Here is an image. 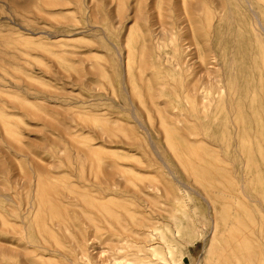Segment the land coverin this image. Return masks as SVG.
I'll use <instances>...</instances> for the list:
<instances>
[{
    "label": "rangeland",
    "instance_id": "rangeland-1",
    "mask_svg": "<svg viewBox=\"0 0 264 264\" xmlns=\"http://www.w3.org/2000/svg\"><path fill=\"white\" fill-rule=\"evenodd\" d=\"M207 68L230 70L233 89L264 79V0H0V264H115L112 231L88 203L93 186L116 194L111 209L140 214L134 192L153 182L166 202L157 201L158 253L170 249L169 264L218 257L232 242L235 206L212 209L191 154L203 147L233 180L244 167L236 114L250 117L252 99L223 89L206 116L184 93L196 85L213 96L197 79ZM32 170L78 191L64 192L58 217L32 192L25 226L10 189ZM85 244L95 250L83 254Z\"/></svg>",
    "mask_w": 264,
    "mask_h": 264
},
{
    "label": "bare ground",
    "instance_id": "bare-ground-1",
    "mask_svg": "<svg viewBox=\"0 0 264 264\" xmlns=\"http://www.w3.org/2000/svg\"><path fill=\"white\" fill-rule=\"evenodd\" d=\"M186 18L185 12L182 14V23H187ZM172 25L174 28L177 26L176 23ZM161 29L166 30L167 28L162 26ZM185 63V59L180 62V64ZM229 73L230 70L220 74L217 70L207 68L206 76L197 77L204 82V85L210 84L211 92H213L212 97L205 94L206 89L203 87V91L200 92L201 87L197 88L196 85L193 86L192 90H185L184 93V99H191L190 95L194 93L193 100H201V108L206 116L209 105L220 98L223 89L228 90L230 97L234 100L249 96L252 99L250 117L245 116L242 112L236 114L238 118L234 124L237 135L236 150L244 161V167L235 170L233 180H230L216 163L207 161L212 155L209 154L210 152L207 155L204 154L203 147L191 154L193 160L198 161L196 168L201 169L202 181L211 201L208 197L206 199L211 204L212 209L217 213L219 207L226 210L229 206H235L236 225L235 233L231 237L232 242H229L222 249L218 257H215L214 253L210 251L205 258V263L264 264V230L261 226L264 221L260 220L261 214L264 213V188L260 184L261 179H264V79L252 76L251 80L240 89H233L230 87ZM230 109L234 110L232 106ZM171 135L174 136V133ZM176 140L179 143V140ZM69 163L54 169L58 170V173H62L73 167V162L69 161ZM80 163L79 172L84 171L87 167L86 163ZM106 163H115V161ZM90 165L94 171L100 162H90ZM51 166L57 167V164ZM190 167L195 168L191 164ZM34 171H30L29 175L17 180L10 189L13 203L18 206L15 215L18 216L20 225H28L30 217L36 210L34 199L30 197L32 192L40 191L42 196L49 197L43 208L50 214L54 212L55 216L58 217L60 211L66 210V207L63 206L65 202L61 197L64 192L66 190L70 193L78 191L68 182L64 184H60L62 180L52 182L53 180H49ZM142 185L137 187L134 192V200L130 203V206L140 210V214L125 206H118V210L111 209L109 204L114 198L113 195L116 194L109 191L110 188H103L97 184L93 186L97 187L98 194L94 195L88 203L98 211L100 218L112 231L108 241L117 243L112 250L115 264H169L171 262L172 252L170 249H166L164 255L158 253L161 234L157 224L160 220L159 213L162 206L157 201L160 199V204L164 205L166 202L158 196L157 191L160 188L157 183ZM22 191H25L26 194L24 201L21 198ZM22 206L24 214H21V212L23 213L21 211ZM122 210H125L126 213L124 214ZM213 220L212 231L216 233L219 223L217 218H213ZM93 236L94 239H92ZM93 236L89 241L98 238L97 235ZM85 246L87 249L83 248L82 250L85 255L89 249L95 250L92 246L85 244L83 247Z\"/></svg>",
    "mask_w": 264,
    "mask_h": 264
}]
</instances>
